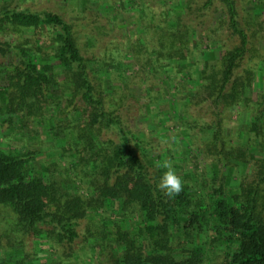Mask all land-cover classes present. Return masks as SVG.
<instances>
[{
    "label": "trees",
    "instance_id": "1",
    "mask_svg": "<svg viewBox=\"0 0 264 264\" xmlns=\"http://www.w3.org/2000/svg\"><path fill=\"white\" fill-rule=\"evenodd\" d=\"M177 5L185 10L190 2L162 3L170 21L154 27L152 47L138 45L143 67L163 79L170 80L180 62L193 69L196 78L186 85L194 86L181 102L182 136L190 145L201 141L190 169L155 153L144 134L131 132L104 106L90 77L91 60L61 16L0 6V31L27 41L0 48L13 54L5 76L11 90L0 116L9 139L22 138L15 147L0 144V264H63L52 254L39 259L54 252L81 255L92 264H264V68H251L234 0H205L201 6L220 9L219 20L238 39L230 48L210 42L202 49L206 35L181 23ZM54 88L65 94L64 106L51 97ZM192 104H207L213 121L199 124L202 118L190 114ZM235 107L247 118L224 137L221 117ZM159 114L162 120L168 116L157 103ZM40 127L41 139L50 143L44 147L36 137ZM110 132L117 134L116 143ZM35 140L40 149L31 150ZM200 162L206 164L203 172ZM165 164L182 178L179 194L158 187ZM83 221L86 236L73 255Z\"/></svg>",
    "mask_w": 264,
    "mask_h": 264
},
{
    "label": "rangeland",
    "instance_id": "2",
    "mask_svg": "<svg viewBox=\"0 0 264 264\" xmlns=\"http://www.w3.org/2000/svg\"><path fill=\"white\" fill-rule=\"evenodd\" d=\"M188 1L190 7L181 10L177 5L176 8L179 11L176 14L181 16L182 24L196 26L206 35L202 36L203 40L200 44L202 49H205L210 42H219L225 48L238 44L237 37L232 36L228 27L222 24L225 20H219L222 15L219 8L214 6L202 9L201 6L205 0ZM234 2L239 28H242L247 35L250 64L253 65L251 68L261 65L264 68V0H234ZM162 3L165 4L166 0H0V6L6 5L33 13L47 11L61 16L69 23L81 54L91 60L89 64L90 77L95 88L98 89L97 91L105 99L104 106L115 110L116 114L120 116L123 126L131 132L144 134L146 142H151L155 147V153L163 152L167 158L177 160L181 169H190L196 163V159L193 158L197 152L195 148L198 143L201 146V141L194 140L190 145L182 136L181 117H183L184 111L181 108V102L183 96L188 94L190 88L194 86L193 84L186 85L187 81L196 78H194L193 69H183L182 66L185 63L180 62L181 67L172 70L171 79H163L164 76L160 77L157 71L153 73L150 67H143L145 57L143 51L140 53L138 45L139 42H145L148 47H152L153 32L156 31L154 27L156 25L164 27L170 21L168 17H163L167 9L161 7ZM143 6L150 7L151 11H144L145 9L141 11L140 7L143 8ZM206 37H209L210 41L205 40ZM25 42H27L25 39L17 35L10 36L6 32L0 31L1 49H4V44L12 46ZM43 43V39H41L39 45L44 49ZM190 46L194 49V42ZM12 60V52L6 51L4 54L0 52V108L4 107L6 96L11 90L7 86L5 76L10 69L9 65ZM46 61L48 62V60ZM123 68H125L124 76L121 77ZM179 71L180 73H178ZM171 82L174 86L169 92L167 91L168 84ZM175 86L176 89H174ZM262 86L264 87L263 82ZM54 90L51 97L62 101L59 89L54 88ZM62 93L64 94L63 90ZM62 103L64 106L63 101ZM151 103L155 105L151 106ZM157 103L160 110L170 116L168 120L167 114L164 120L160 114L155 115ZM173 105L176 110L173 109ZM208 108L207 104L202 106L192 104L190 114L193 118H202L199 120V124L211 122L213 118L210 111H206ZM237 110L238 107L227 110L221 117V130L224 137L230 138L229 128L240 125L241 119L246 120L247 118L245 112H242L239 117ZM2 119L4 118L0 116L2 126L0 144L10 142L12 147L20 145L22 141L20 135L9 139V134L5 132L9 125L2 124ZM62 120L65 124V119ZM41 130L42 127L37 131V136L34 135L39 139V142H43L41 146L44 147L50 143L41 139L43 136ZM195 132L199 134L197 130ZM199 135L198 137L201 139L203 135ZM233 135L234 132H232ZM109 136L115 143L119 139L114 132H110ZM109 136L107 135L106 138ZM29 144L31 150L39 148L37 140L29 142ZM184 157H187V161L183 162ZM198 160H201V157H198ZM205 165L200 162L198 167L200 172H203ZM238 179L239 177L236 175L234 182L238 183ZM111 219L113 220V217ZM86 226L85 221L80 225L81 237L70 250L73 255H77L82 249ZM29 246L32 247L30 244ZM50 254L53 255L52 260L58 259L60 262L63 261V264H83L82 260H85L86 264H92L87 257H81V255L65 257L61 252L48 253V255L41 253L39 259ZM47 258L50 259V257ZM92 259L97 260L96 257Z\"/></svg>",
    "mask_w": 264,
    "mask_h": 264
},
{
    "label": "clouds",
    "instance_id": "3",
    "mask_svg": "<svg viewBox=\"0 0 264 264\" xmlns=\"http://www.w3.org/2000/svg\"><path fill=\"white\" fill-rule=\"evenodd\" d=\"M167 169L161 176L158 187L169 195L179 194L183 188L182 178L176 174L170 165L165 164Z\"/></svg>",
    "mask_w": 264,
    "mask_h": 264
}]
</instances>
